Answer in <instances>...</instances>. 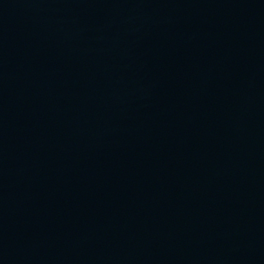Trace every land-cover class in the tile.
<instances>
[{
    "label": "water",
    "instance_id": "obj_1",
    "mask_svg": "<svg viewBox=\"0 0 264 264\" xmlns=\"http://www.w3.org/2000/svg\"><path fill=\"white\" fill-rule=\"evenodd\" d=\"M0 264H264V0H0Z\"/></svg>",
    "mask_w": 264,
    "mask_h": 264
}]
</instances>
